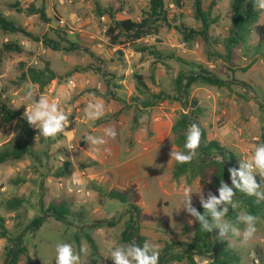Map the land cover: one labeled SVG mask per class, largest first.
<instances>
[{
    "label": "rangeland",
    "instance_id": "rangeland-1",
    "mask_svg": "<svg viewBox=\"0 0 264 264\" xmlns=\"http://www.w3.org/2000/svg\"><path fill=\"white\" fill-rule=\"evenodd\" d=\"M164 1L167 21H158L155 24L158 32L137 42L150 49L142 53L134 49V44L125 37L120 38L124 44L112 45L106 34L111 20L100 16V13L112 8L117 12V20L139 21L149 10L150 0H0V13L25 29L31 37L38 38L37 41L21 33L8 34L0 29V91L4 103L15 109L24 107L27 110L31 104L25 96L32 91L37 99L46 96L50 102H58L70 116L66 131L55 138H45L31 126L35 133L31 154L0 163V235L3 225L11 236H17L33 218L43 215L49 205L67 206L72 213L70 223L58 222L48 213L38 231L24 232L22 239L33 264H55L56 245L61 242L71 244L81 254L82 264H93L94 257L86 234L91 235L98 246L100 259L97 264H113L109 258L110 251L115 246L126 245L121 236L131 220L128 204L104 196L113 190L128 194L132 202L138 194L134 203L142 211L139 222L141 234L158 246L160 254L172 245L178 257L183 255L180 243H192L197 223H188L193 218L182 208L183 188H192L193 206L201 208L199 194L207 198L209 191L217 192L213 172L191 181L189 175L176 181L172 176L177 163L174 160L172 169L164 167L154 177L141 178L137 186L136 180L129 181L123 177V168L114 169L106 160L110 154H115L114 146L120 147V155L133 149L138 134L148 147L163 145L169 152L179 151L172 128L182 114H188L189 110L192 113L190 103L185 109L181 102L174 100L177 97L174 81L180 73L202 66L215 69L228 81L229 77L238 81L222 88L193 85L190 100H195L202 109L197 119L208 130L209 137L231 151L238 163L239 160L251 159L255 148L261 144L264 131V58L252 65L253 58L236 49L231 66L225 59L213 56L214 53L226 54L224 40L232 26L231 0H207V4L215 2L214 14L219 17V22L211 29L209 43L197 36L186 40L180 32L182 30L179 31L183 26L195 31L200 27L194 16V0H183L181 7L172 0ZM42 8L45 19L41 17ZM261 11L259 24L264 25V10ZM60 31L67 32L66 40ZM44 38L58 43L62 49L70 47L66 41L81 48L74 52L53 51L44 43ZM8 43L20 46L22 52L6 49ZM257 44L258 39L253 33L249 46ZM153 51L161 53L160 56L153 55ZM100 60L106 63L103 65ZM46 64L58 79L41 90L25 75L30 68H43ZM91 66H101L116 77L102 79L94 69H89ZM230 68L249 70L233 74L227 70ZM136 74L142 76L152 93H165L172 99L154 108L142 109L134 101L135 98L144 99L135 82ZM89 103L103 105L101 118H87ZM139 108L143 116L135 128L133 120ZM106 127H114L118 135L114 140L109 139L98 154L94 152L99 160L104 159L103 164H99L82 148L86 146V133L97 129L104 135ZM95 135L102 136L100 132ZM25 137L23 123L15 120L0 129V149L10 143H24ZM162 149L153 153L158 164ZM61 172L65 175H60ZM256 179L260 181L259 176ZM14 199L24 201L18 210L10 209L9 202ZM233 199L237 207H229L226 220L236 224L240 214L250 212L240 202L239 196ZM257 207L260 209L256 214L251 213L257 217L255 239L248 246H242L239 239L231 235L226 240V249L239 259V264H264V200L257 201ZM75 213L85 216L76 217ZM113 221L114 226H108ZM237 226L244 227L243 224ZM214 233L217 235L218 230ZM5 245L6 239L0 238V264L6 263ZM81 247L86 249L85 253H81ZM212 257L206 254L194 259L198 264H209ZM18 264H28V259L23 256ZM170 264L189 262L180 259Z\"/></svg>",
    "mask_w": 264,
    "mask_h": 264
},
{
    "label": "trees",
    "instance_id": "trees-1",
    "mask_svg": "<svg viewBox=\"0 0 264 264\" xmlns=\"http://www.w3.org/2000/svg\"><path fill=\"white\" fill-rule=\"evenodd\" d=\"M45 2V0H42ZM173 3L181 7L183 0H172ZM216 4L214 1L207 4V0H194V16L195 20L199 24V28L195 31L194 29H188L182 27L180 31L186 40L194 39V37H200L205 43H209L211 40V29L219 22V17L214 14V8ZM33 8V7H32ZM41 17L45 19L44 8L40 10ZM231 11H232V26L229 30L228 37L224 40V47L226 50L225 55H219V53H214L213 56L217 59H225L226 62L233 66V58L235 55L236 49H239L245 55H249L253 58L252 65H255L259 60L264 58V25L259 24L261 17V9L257 7L256 0H231ZM32 12H35L32 9ZM121 13L123 11H120ZM117 12L112 8L107 9L105 12L100 13V16H107L110 18L111 23L107 29V37L111 40L112 45H122L120 41L121 37H125L127 41L132 42L133 48L139 52L146 53L150 49L144 44L141 45L137 42L152 36L158 32V27L155 25L158 21H167V12L165 9L164 0H150L149 10L144 13L142 18L139 21H134L131 19L117 20ZM0 29L8 34H24L29 37L31 35L25 31L21 26L10 21L7 17L3 16L0 13ZM63 38L67 37L66 31H60ZM258 39V44L255 47L249 46V41L252 37V34ZM38 41V38L31 37ZM44 43L51 48L53 51L65 50L66 52H74L81 47L78 44L66 41L70 44L69 48L62 49L59 47L58 43H55L53 40L44 38ZM136 46V47H135ZM6 49L15 50L17 52H22V48L15 43L6 44ZM86 52L90 53L92 58L96 57L87 49ZM120 55L123 54L122 51H118ZM153 55L160 56L161 53L158 51H153ZM100 63L103 65L105 61L100 60ZM89 69H94L102 79L114 78V74L104 71L103 67H93ZM229 72L235 74L239 70H249V69H227ZM28 77L30 81L34 84H38L41 90L47 88L54 80L58 79L56 73L50 69L49 65H44L43 68H30L28 71ZM138 91L144 95V99L135 98L136 101L142 109H151L156 107L159 103L172 98L165 93H152L147 85L145 84L141 75L136 74L134 76ZM230 81L224 79L215 69H204L202 66H199L198 69L192 70L188 73H180V75L175 79V91L176 98L181 102L182 106L186 109L190 103V108L192 110L191 115L188 117V114H182L181 117L176 121L172 128V132L175 137V145L179 151H185L184 143L186 139L187 130L190 124L195 123L201 129V142L199 148L196 150V156L190 163L187 164H178L174 166L172 176L174 180H179L183 176H190L191 179L196 177H204L210 171L214 175V186L218 189L220 180H224L226 183L231 186L230 174L228 172L229 168L239 167L236 156L226 148H224L220 142L211 139L209 137L208 130L202 126L198 121V115L201 114L202 109L198 106V103L194 100H190L191 88L193 85L201 84L212 86L216 88L228 87L230 84L237 83L232 77H229ZM228 78V79H229ZM232 79V80H231ZM112 81V80H111ZM110 82V80H108ZM139 108L136 110L135 117L133 120L134 127L140 125L141 118L143 116L142 109ZM25 108L21 107L15 109L3 101V95L0 91V129L10 125L13 121L19 120L23 123V128L25 132L24 143L21 144H7L2 149H0V163H4L11 160H18L24 157L27 154H31L33 143L32 141L35 138L34 130L25 121L24 117ZM261 144H264V131L262 132ZM220 161H223L221 163ZM60 175H65V173H60ZM259 183V181H257ZM218 195V191L216 192ZM105 197L113 201H118L123 204H128L129 209L127 210L131 218L130 225L122 233V242L125 244L135 243L137 245H143L145 241H148V238L141 234L139 222L141 219V208L136 205L138 194H135V201L132 202L128 194H124L119 191H110L104 194ZM239 196L240 202L248 209L250 214H256L257 210L260 207H257V199L253 196H248L240 191H236L234 196ZM24 201L20 199H14L9 202L11 210H18ZM43 203L41 207L43 208ZM203 213V208L198 209ZM51 213L49 216L53 217L58 222L70 223V217L72 213L67 206H58L49 205V207L43 212V215H39L33 218L28 225L25 226L22 232L17 236H11L10 231L1 225L3 231L0 235V238L6 239L5 253H6V263L5 264H18L23 256L28 259V264H33L29 255L28 249L24 245L23 235L27 230L32 232L38 231L45 222V216ZM76 217L85 216L83 213H75ZM115 221L109 223L108 226H114ZM195 236L192 243H180V246L183 247V255L177 256L173 249L172 245L167 246L160 254L159 264H170L172 261H178L180 259H187L189 264H198L194 257L195 256H205L206 254H211L212 261L209 264H239V259L232 254L229 250L226 249V240L218 241L215 238V233H206L201 231L199 222L197 221L195 225ZM85 238L90 246L92 256L94 257L93 264H97V261L100 259L98 246L89 234L85 235ZM36 264H39L37 262Z\"/></svg>",
    "mask_w": 264,
    "mask_h": 264
},
{
    "label": "clouds",
    "instance_id": "clouds-1",
    "mask_svg": "<svg viewBox=\"0 0 264 264\" xmlns=\"http://www.w3.org/2000/svg\"><path fill=\"white\" fill-rule=\"evenodd\" d=\"M257 7L264 10V0H256ZM25 99L30 102L31 107L24 112L28 124L39 130L45 138H55L58 134L64 133L70 124L69 115L60 107L58 102H50L46 96L35 98L32 91L26 93ZM103 105L101 103H89L86 110L88 119H99L103 116ZM118 135L114 127H106L103 136L88 135L85 141L97 154L100 147L107 145L109 139L114 140ZM201 142V129L192 123L189 125L184 143L185 151H171L170 159H174L178 164L190 163L196 156V150ZM107 151V149H105ZM223 163V161H220ZM231 186L224 180H220L217 189L218 195L208 192L207 198L199 194V202L203 208L201 213L192 202V188H183V209L193 219L188 220L191 225L194 221L199 222L201 231L213 233L218 230L215 236L218 241H225L229 235L238 238L242 246H248L256 237L257 217L242 213L237 217L234 224L226 220L229 207L235 209L234 202L236 191H240L248 196H253L257 201L264 200V144L258 145L251 159L239 160V167L228 169ZM260 177L259 183L256 177ZM238 224H243L241 229ZM55 264H82L81 254L77 253L69 243H58L56 245ZM81 253L86 249L81 247ZM254 255V253H253ZM109 258L113 264H159L160 251L157 245L145 241L143 245L134 242L122 246H115L110 251ZM258 264V262H257Z\"/></svg>",
    "mask_w": 264,
    "mask_h": 264
},
{
    "label": "crops",
    "instance_id": "crops-1",
    "mask_svg": "<svg viewBox=\"0 0 264 264\" xmlns=\"http://www.w3.org/2000/svg\"><path fill=\"white\" fill-rule=\"evenodd\" d=\"M97 132H100L103 136L102 131H97V129H93L91 132L86 133L85 136H97L95 135V133ZM99 136L100 135H98V137ZM136 140V146L133 147V149H128L127 151H124L122 155H120V147L114 146L113 148L115 150V154H110L109 157H106V160L109 162L108 164L113 166L112 168H123L124 178L129 181L136 180L137 186H139V181L141 180V178L154 177L155 175H158L159 171L162 170L164 167L167 169H172L174 159H170V152L167 151L163 145H153L152 147H148L144 144L146 142L142 141L141 136L139 134L136 135ZM102 147L103 146H101L100 148ZM162 147V152L158 156V159L161 162L158 164V161H156V155L154 156L153 153ZM82 150L90 158L96 160L99 164H103L104 159L101 158V160H99L98 156L94 154L93 148L89 146L87 142L86 146L82 148ZM123 155L125 156L123 157ZM167 155L168 158L164 159ZM133 184H135V182ZM138 193L141 195L139 189ZM141 202H143V200Z\"/></svg>",
    "mask_w": 264,
    "mask_h": 264
},
{
    "label": "water",
    "instance_id": "water-1",
    "mask_svg": "<svg viewBox=\"0 0 264 264\" xmlns=\"http://www.w3.org/2000/svg\"><path fill=\"white\" fill-rule=\"evenodd\" d=\"M187 107H188V106H187ZM190 113H191V112H190V110H189L188 117L190 116Z\"/></svg>",
    "mask_w": 264,
    "mask_h": 264
},
{
    "label": "built area",
    "instance_id": "built-area-1",
    "mask_svg": "<svg viewBox=\"0 0 264 264\" xmlns=\"http://www.w3.org/2000/svg\"><path fill=\"white\" fill-rule=\"evenodd\" d=\"M61 23L63 24V21H61ZM73 83V82H72Z\"/></svg>",
    "mask_w": 264,
    "mask_h": 264
}]
</instances>
